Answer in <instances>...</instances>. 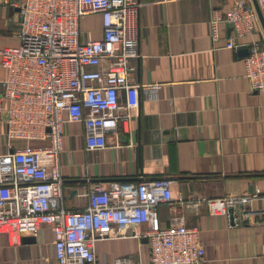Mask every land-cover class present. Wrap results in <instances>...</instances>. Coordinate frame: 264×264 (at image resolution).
Returning a JSON list of instances; mask_svg holds the SVG:
<instances>
[{
	"label": "crops",
	"instance_id": "0c3cea01",
	"mask_svg": "<svg viewBox=\"0 0 264 264\" xmlns=\"http://www.w3.org/2000/svg\"><path fill=\"white\" fill-rule=\"evenodd\" d=\"M23 1L0 0V50L19 43ZM139 2L138 56L129 76L139 86L132 131L125 133L119 122L107 135L105 148L88 151L82 124L64 123L59 154L63 205L70 211L84 208L94 183L106 188L112 181L168 177L174 194H182L184 201L158 205L160 223L171 227L183 222L196 228L205 250L201 264H264V214L236 225L225 216L211 215L200 201L258 194L262 198L250 207L264 211V90L250 88L243 52L253 41L264 45L260 22L257 18L254 32L243 37L220 22L214 41L211 17L226 12L233 0ZM79 28L82 40L99 39L100 13L83 16ZM228 40L236 47H226ZM4 73L0 67V80ZM3 90L0 82V154L40 145L7 137L8 100ZM145 229L127 228L125 237L97 241L94 264H112L125 256L148 264L147 241L138 237ZM53 241L50 226L19 244L0 234V264H43L55 256Z\"/></svg>",
	"mask_w": 264,
	"mask_h": 264
},
{
	"label": "built area",
	"instance_id": "2783aa9c",
	"mask_svg": "<svg viewBox=\"0 0 264 264\" xmlns=\"http://www.w3.org/2000/svg\"><path fill=\"white\" fill-rule=\"evenodd\" d=\"M264 13V0H256ZM139 0H24L19 43L0 50L4 77L2 96L8 100L6 134L27 143L23 150L0 154V234L11 244L35 237L42 226L54 234L55 256L43 264H94L99 240L127 236L126 229L145 225L148 264H201L205 250L198 230L178 222L160 223L157 207L176 200L168 177L139 181H112L106 188L94 183L86 192L87 205L78 211L62 202L63 180L59 154L63 126L80 122L85 149L100 150L119 122L130 134L139 86L130 81L138 56ZM98 12L101 37L82 40L80 19ZM257 14L251 1L233 0L223 14L210 20V36L218 38L217 25L227 24L235 36L254 32ZM226 47L235 48L231 40ZM244 76L254 91L264 90V45L253 41L244 58ZM156 86H144V89ZM124 98H121V92ZM258 194L201 198L211 215L233 224L264 214L250 205ZM135 234V233H134ZM112 264H141L131 256Z\"/></svg>",
	"mask_w": 264,
	"mask_h": 264
},
{
	"label": "water",
	"instance_id": "95a60500",
	"mask_svg": "<svg viewBox=\"0 0 264 264\" xmlns=\"http://www.w3.org/2000/svg\"><path fill=\"white\" fill-rule=\"evenodd\" d=\"M251 2H252L253 6L255 8V11H256V14H257V18H258V20L260 22V25L262 27V30L264 32V15H263L262 11L260 10V8H259V6L257 4V1L256 0H251ZM243 52L245 54H247L248 53V49H245ZM144 240L147 241L146 238H144Z\"/></svg>",
	"mask_w": 264,
	"mask_h": 264
},
{
	"label": "rangeland",
	"instance_id": "374dc122",
	"mask_svg": "<svg viewBox=\"0 0 264 264\" xmlns=\"http://www.w3.org/2000/svg\"><path fill=\"white\" fill-rule=\"evenodd\" d=\"M43 144L42 142L40 143V145Z\"/></svg>",
	"mask_w": 264,
	"mask_h": 264
}]
</instances>
